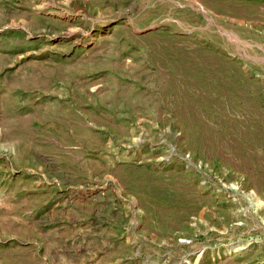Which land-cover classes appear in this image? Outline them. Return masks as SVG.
<instances>
[{
    "label": "rangeland",
    "instance_id": "obj_1",
    "mask_svg": "<svg viewBox=\"0 0 264 264\" xmlns=\"http://www.w3.org/2000/svg\"><path fill=\"white\" fill-rule=\"evenodd\" d=\"M0 264H264V0H0Z\"/></svg>",
    "mask_w": 264,
    "mask_h": 264
}]
</instances>
